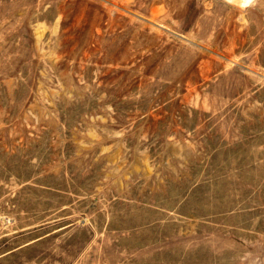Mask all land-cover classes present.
<instances>
[{
	"label": "rangeland",
	"instance_id": "rangeland-1",
	"mask_svg": "<svg viewBox=\"0 0 264 264\" xmlns=\"http://www.w3.org/2000/svg\"><path fill=\"white\" fill-rule=\"evenodd\" d=\"M0 264H264V0H0Z\"/></svg>",
	"mask_w": 264,
	"mask_h": 264
},
{
	"label": "clouds",
	"instance_id": "clouds-1",
	"mask_svg": "<svg viewBox=\"0 0 264 264\" xmlns=\"http://www.w3.org/2000/svg\"><path fill=\"white\" fill-rule=\"evenodd\" d=\"M244 2H245V4H247V3H251L252 0H244Z\"/></svg>",
	"mask_w": 264,
	"mask_h": 264
},
{
	"label": "bare ground",
	"instance_id": "bare-ground-1",
	"mask_svg": "<svg viewBox=\"0 0 264 264\" xmlns=\"http://www.w3.org/2000/svg\"><path fill=\"white\" fill-rule=\"evenodd\" d=\"M243 2H244V0H243ZM242 3V2H241ZM245 3V2H244Z\"/></svg>",
	"mask_w": 264,
	"mask_h": 264
}]
</instances>
